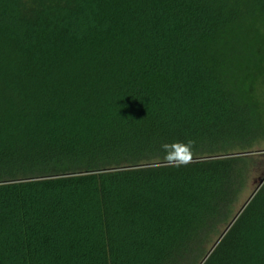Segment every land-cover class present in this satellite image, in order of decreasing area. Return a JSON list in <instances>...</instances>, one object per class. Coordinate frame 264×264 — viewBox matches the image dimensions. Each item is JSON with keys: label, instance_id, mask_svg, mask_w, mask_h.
Returning <instances> with one entry per match:
<instances>
[{"label": "trees", "instance_id": "16d2710c", "mask_svg": "<svg viewBox=\"0 0 264 264\" xmlns=\"http://www.w3.org/2000/svg\"><path fill=\"white\" fill-rule=\"evenodd\" d=\"M263 81L264 0H0V264H264Z\"/></svg>", "mask_w": 264, "mask_h": 264}, {"label": "rangeland", "instance_id": "374dc122", "mask_svg": "<svg viewBox=\"0 0 264 264\" xmlns=\"http://www.w3.org/2000/svg\"><path fill=\"white\" fill-rule=\"evenodd\" d=\"M256 94L258 101L262 106L264 119V81L258 83ZM250 151L252 152V157H254L255 159L254 162L249 166L247 172V182L244 185L241 193L239 194L237 201L234 203L232 218L237 215L242 207L246 204L248 199L257 189L260 180L264 177V137L256 141ZM225 228L226 225L220 227L218 233L211 235V240L204 247L205 252L210 251Z\"/></svg>", "mask_w": 264, "mask_h": 264}, {"label": "clouds", "instance_id": "9594fccd", "mask_svg": "<svg viewBox=\"0 0 264 264\" xmlns=\"http://www.w3.org/2000/svg\"><path fill=\"white\" fill-rule=\"evenodd\" d=\"M194 144L191 139L162 144L160 147L164 153L163 162L172 167L187 166L193 159Z\"/></svg>", "mask_w": 264, "mask_h": 264}, {"label": "water", "instance_id": "95a60500", "mask_svg": "<svg viewBox=\"0 0 264 264\" xmlns=\"http://www.w3.org/2000/svg\"><path fill=\"white\" fill-rule=\"evenodd\" d=\"M264 183V177L260 180L257 189L255 190V192L260 188V186ZM255 192L252 194V196L255 194ZM252 196L248 199V201L246 202V204L250 201V199L252 198ZM246 204L242 207V209L238 212V214L234 217L233 221L237 218V216L240 214V212L244 209V207L246 206Z\"/></svg>", "mask_w": 264, "mask_h": 264}]
</instances>
